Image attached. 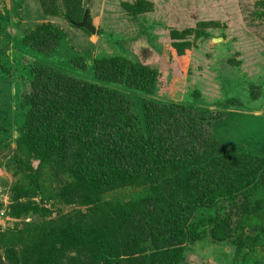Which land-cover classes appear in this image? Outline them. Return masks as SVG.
<instances>
[{
  "label": "trees",
  "instance_id": "trees-1",
  "mask_svg": "<svg viewBox=\"0 0 264 264\" xmlns=\"http://www.w3.org/2000/svg\"><path fill=\"white\" fill-rule=\"evenodd\" d=\"M39 3L46 16L61 15L73 27L85 12L91 22L82 0ZM135 3L123 4L125 11L153 8ZM250 15L264 43V0ZM194 32H170L180 41L172 45L178 57ZM63 38L41 24L20 47L49 57ZM65 69L36 60L18 70L26 72L18 93L25 118L8 169L16 182L7 213L21 228L0 230V264H183L188 246L205 237L264 252V155L215 137L220 113L149 99L136 109L112 85L144 93L160 87V71L141 63L99 59L92 80L77 76L91 70L84 57ZM0 71L9 72L1 64ZM1 117L0 133L8 135Z\"/></svg>",
  "mask_w": 264,
  "mask_h": 264
},
{
  "label": "rangeland",
  "instance_id": "rangeland-1",
  "mask_svg": "<svg viewBox=\"0 0 264 264\" xmlns=\"http://www.w3.org/2000/svg\"><path fill=\"white\" fill-rule=\"evenodd\" d=\"M135 1L82 0L95 28L92 35L71 26L61 15L46 16L39 0H0V64L9 71H0V116L7 118L9 127L8 135L0 133V140L9 143L0 150V230L21 228V221L10 218L7 209L16 182L8 169L19 138L17 127L25 118L18 104L26 76L18 71L23 63L37 60L65 69L71 58L84 57L91 69L99 59L118 57L144 64L160 71V87L154 91L112 85L136 109L142 99H149L216 111L221 121L214 127L215 137L242 152L264 155V43L261 29L252 27L258 21L250 15L260 0H145L152 4L151 12H126L123 4L136 5ZM208 22L212 25H202ZM41 24L63 32L59 49L49 57L25 54L20 39ZM185 29L196 32L187 39L189 49L178 57L172 45L180 41L171 39L170 32ZM92 71L77 76L92 80ZM183 264H264V252L260 247L251 254L246 249L240 252L230 241L216 243L205 237L188 246Z\"/></svg>",
  "mask_w": 264,
  "mask_h": 264
},
{
  "label": "water",
  "instance_id": "water-1",
  "mask_svg": "<svg viewBox=\"0 0 264 264\" xmlns=\"http://www.w3.org/2000/svg\"><path fill=\"white\" fill-rule=\"evenodd\" d=\"M77 28H83L87 30L90 34H95V28L88 22L87 13L85 12L82 18V21L78 24H75Z\"/></svg>",
  "mask_w": 264,
  "mask_h": 264
}]
</instances>
